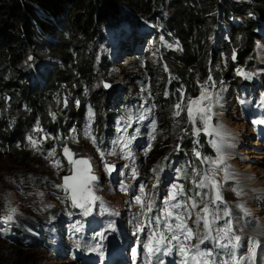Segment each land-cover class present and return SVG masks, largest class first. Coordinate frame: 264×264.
I'll return each instance as SVG.
<instances>
[{"label":"rangeland","instance_id":"obj_1","mask_svg":"<svg viewBox=\"0 0 264 264\" xmlns=\"http://www.w3.org/2000/svg\"><path fill=\"white\" fill-rule=\"evenodd\" d=\"M173 1L176 2L173 9L168 5L160 7V20L164 21L172 14L176 18L191 13L199 17L201 13L210 12L206 23H203L206 28L205 53L217 54L218 63L214 66L209 64L212 72H208L207 76L198 71H189L192 80H181L170 56L176 52L182 54L189 43L176 38L174 32L170 31L171 27L162 28L158 21L156 24L162 31L154 29L152 34L156 37L153 38L147 34V27L152 28L153 24L125 14L118 22H124L122 26L133 27L135 24L138 37L121 45H117L112 37L113 28H107L104 34L109 38H103L105 42L100 41L90 48L91 52H97V64L93 70L100 72V75L89 88L101 94H106L102 90L107 91L114 104L123 98L134 99L136 109L123 120L116 110L106 109L103 133L91 127L84 132L74 130L63 145H45L43 142L39 151L29 141L15 151L0 146V264H105L103 249L114 248L119 242L126 244L127 259L126 262L114 264H150L149 259L146 260L149 253L145 245L158 239L156 233L161 229L150 224L149 218L161 214L165 207L164 200L173 185H182L187 196H192L196 191H205L197 189L192 183L199 180L197 172L200 175L205 172L210 176L215 175L220 181L224 200L220 206L221 214L225 209L230 212L234 235L242 237L240 245L244 254L240 257L234 250L233 255L247 258L248 264H251L252 241L262 242L259 231L260 226L264 225V123H255L264 121V12L256 10L255 13L239 15L250 0H230L231 5H225L224 9L216 3L211 10L204 9L195 0ZM177 5H181V8H176ZM225 18L233 21L244 18L255 23L254 46L245 47L243 51L248 56L246 59L238 58L241 52L233 44L228 46L227 52L221 53L231 38L230 22L224 21ZM36 57L44 66L58 62L46 53H38ZM33 66L40 68L39 64ZM105 83L110 87L105 88ZM241 83L250 86L247 89H251V93L242 92L238 85ZM89 88L77 85L71 90H76L74 97L68 96L65 101L76 106L75 99L85 95V90ZM205 88L220 95V103L213 108L211 122L220 135L205 134L203 131L197 134L195 129H202L203 125L195 112L193 118L196 123L188 116L193 124L192 130H181L176 125L166 131L159 125L162 92L164 98L176 96L177 103L181 104L180 114H187L188 101L198 98ZM6 95L0 96V109L12 105L13 101L6 100ZM149 108L151 112L147 111ZM176 111L174 108L171 114L174 124ZM141 116L146 118L141 120ZM193 131L198 146L193 148L194 152H200V137H204L212 152L208 156L210 168L203 167L200 172L198 166L187 158V169L180 172L177 155L185 151L179 141L190 146ZM86 133H90V136ZM91 137H95V143ZM47 140L55 142L49 137ZM213 141L220 145L219 151ZM65 146L76 157L88 158L91 174L99 177L93 185V194L98 199L92 211L84 215L77 208L76 219L66 218L72 203L63 189L56 187L63 183L65 175L72 173V166L63 155ZM52 149L56 150V155L49 157L48 152ZM187 152L190 153V149ZM101 153H104L103 157ZM218 156L224 158V168L230 177L228 180L224 178V170L214 171L210 163ZM61 158L65 159L66 164ZM54 159L60 161L59 167L53 166ZM198 159L203 161L202 156ZM105 163L115 165L111 173L105 170ZM133 169L137 172L135 178ZM122 183L128 186L127 191L121 190ZM141 185H144V193L140 192ZM137 195L142 196L145 204L148 200L155 202L152 213H147L146 207L141 209L135 200ZM207 202L209 200L205 199L199 207L202 208ZM54 210L59 212L58 216H50ZM9 214L14 216L11 222L5 219ZM192 219H195V211ZM54 221L58 222L56 227L52 226ZM69 222L75 224L71 230L68 229ZM189 225L192 226L191 220ZM140 227L144 230L138 231ZM224 227L223 220L214 225L215 229ZM193 232V237L187 241L188 246L199 245L201 250L220 253L221 264L229 259L225 255L227 250L217 251L219 248L214 240L200 243L203 239L202 223L198 227L193 226ZM97 233L102 235L98 236ZM133 249H136L135 254ZM173 253L177 256L174 258L175 264H183L179 252ZM255 264H264L262 247L257 249Z\"/></svg>","mask_w":264,"mask_h":264},{"label":"trees","instance_id":"obj_2","mask_svg":"<svg viewBox=\"0 0 264 264\" xmlns=\"http://www.w3.org/2000/svg\"><path fill=\"white\" fill-rule=\"evenodd\" d=\"M195 1L207 10H211L216 3L223 9L225 5H231L230 0ZM250 1L239 15L255 13L256 10L264 12V0ZM174 3L173 0H0V96L6 93V100L13 101L10 108L0 109V146L15 151L28 143L29 136L42 140L44 135L55 141L43 140L45 145H63L73 130L84 132L91 127L103 133L106 109L116 110L122 120L134 113L136 100L123 98L114 104L107 91L102 90L106 93L102 95L89 88L100 75V72L93 70L97 64V52H91L90 48L100 41L105 42L103 38H109L104 31L113 28L112 37L117 45L138 37L135 24L133 27L122 26L124 22H118L125 14L153 24L152 28L147 27V34L153 38L156 37L152 34L154 29L162 31L156 24L160 21L162 28L171 27L170 31L174 32L176 38L189 43L182 54L176 52L170 56L181 80H192L189 71H198L205 76L211 73L209 64L214 66L218 63L217 54L205 53L206 28L203 25L210 12L201 13L199 17L191 13L176 18L172 14L164 21L160 20V7L168 5L173 9ZM176 8L180 9L181 5ZM224 21L230 22L231 38L221 53L227 52L228 46L233 44L241 52L238 58L246 59L248 56L243 51L245 47L254 46L255 23L244 18L239 21L225 18ZM38 53H46L58 62L44 66L36 57ZM30 56L32 60H29ZM34 64H39L40 68H34ZM214 77L217 80L216 74ZM77 85L89 89L85 90V95L75 99L79 101L78 105L65 104L68 96L74 97L76 90H71ZM238 85L242 92L251 93V89H247L250 86L243 83ZM164 96L162 92L159 125L166 131L176 125L181 130H192L193 124L185 112L177 116L174 124L171 114L177 98ZM37 128L42 131L37 132ZM190 136V146L179 141L185 152L177 155L178 169L180 172L186 171L187 158L198 166L200 172L203 167L210 168L208 156L212 152L204 137L198 138L201 161L193 150L198 147L194 141V131ZM61 159L66 164L65 159ZM77 211V208L69 205L66 218L76 219ZM52 215L58 216L59 212L54 210L50 213ZM52 224L56 227L58 222ZM74 226L73 222H69L68 229Z\"/></svg>","mask_w":264,"mask_h":264},{"label":"snow or ice","instance_id":"obj_3","mask_svg":"<svg viewBox=\"0 0 264 264\" xmlns=\"http://www.w3.org/2000/svg\"><path fill=\"white\" fill-rule=\"evenodd\" d=\"M235 59V55L232 57ZM32 60V57H29ZM167 70V66L165 65ZM243 75V73H241ZM104 87H110L109 84L105 83ZM67 104V101L64 102ZM77 105L79 101H76ZM220 95L218 93L209 92L207 88L201 91L198 98L188 101L187 115L196 123L195 118H193V113L195 112L199 117L203 128L195 129L196 133L199 134L201 131L205 134L216 133L220 135L219 130L212 126L213 119V108L215 105H219ZM177 111L176 116L180 115L181 104L177 103L175 106ZM151 112V109H147ZM91 117V110H89ZM55 114L53 113V116ZM146 117L141 116L139 119L143 120ZM154 123V122H153ZM257 124L264 123V121H255ZM37 132L42 131L37 128ZM74 131V130H73ZM90 136V133H86ZM93 143H95V137H91ZM48 139L47 136L43 137L41 141L33 139L29 136L28 141L31 146L37 151L40 150V144L43 140ZM214 146L219 151L220 145L213 141ZM127 145H125V148ZM63 155L67 159L68 163L72 166L71 175L64 176L62 178L63 183L56 185L57 188L63 189L66 195L70 198L73 207L79 208L83 211L84 215H89L92 211V206L98 199L93 194V185L98 181L99 177L92 175V168L90 161L85 158L75 159L74 154L71 149L67 146L63 148ZM56 155V150L52 149L48 152L49 157H54ZM104 153H101L103 157ZM195 155L200 158L201 154L199 151ZM129 156L131 153L129 152ZM213 166L214 171H225V180L230 177L227 174V169L224 168V158L223 156H218L216 160L210 161ZM54 167L60 166L59 160H52ZM105 170L109 173L115 168V165L105 163ZM156 171V169H153ZM133 178L136 177L137 172L135 169L132 170ZM196 175L199 176V180H193V184L197 189H203L205 191H196L192 196H187L185 194L182 185H173L169 191V194L164 200L165 207L161 210V214L150 217L149 223L154 224L157 229H161L156 235L158 239L153 240L149 245H145L149 256L156 255L158 253L163 255L171 254L174 251H178L179 255L183 258V264H221L219 260L220 253L213 250H201L199 245L188 246L187 241H189L193 235V226L203 225V239L200 243H204V240H214L217 242V247L221 250H227L225 255L229 257L223 261V264H248L247 258H238L233 255L236 248L239 247L242 237L234 235L232 224H231V214L226 209L221 214L220 206L224 204L223 196L221 194V183L215 178V175H209L205 172L200 175L198 172ZM155 188L156 186L153 185ZM120 188L122 191H127L128 186L121 184ZM144 185L140 186V192L144 193ZM205 199L209 202L204 203L203 207L200 208L199 205ZM135 200L140 204L141 209L147 210V213H152L155 202L153 200H148L145 204L144 199L141 195L135 196ZM14 211V210H13ZM107 211V209H105ZM195 211V219H192V213ZM9 222L13 221L14 216L9 214L5 217ZM192 221V226L189 225V221ZM224 221L225 227L223 229H215L214 225L218 221ZM144 228H138V231H143ZM213 232L216 234L213 235ZM98 236L102 235L97 233ZM226 241V243L224 242ZM261 247L259 241H252V246L250 248V258L251 264H255V258L257 255V249ZM133 253H136V249H133Z\"/></svg>","mask_w":264,"mask_h":264},{"label":"bare ground","instance_id":"obj_4","mask_svg":"<svg viewBox=\"0 0 264 264\" xmlns=\"http://www.w3.org/2000/svg\"><path fill=\"white\" fill-rule=\"evenodd\" d=\"M264 135V134H263ZM249 167V166H248ZM247 167V168H248ZM250 181V180H249ZM251 182V181H250ZM249 182V183H250ZM214 234H216L215 232H213ZM259 234H260V237H259V240L262 241L260 242V244L262 245V250H264V225H261L260 226V231H259ZM128 243V242H127ZM142 256V253L139 255V260L141 261L140 257ZM148 259V256L146 255V260ZM129 263V262H128ZM127 264V263H125Z\"/></svg>","mask_w":264,"mask_h":264},{"label":"water","instance_id":"obj_5","mask_svg":"<svg viewBox=\"0 0 264 264\" xmlns=\"http://www.w3.org/2000/svg\"><path fill=\"white\" fill-rule=\"evenodd\" d=\"M72 152V151H71ZM73 154H74V158L75 159H80V158H85V157H76V155H75V153L74 152H72ZM66 159V158H65ZM85 159H88V158H85ZM89 160V159H88ZM66 161H67V159H66ZM68 162V161H67ZM91 164V163H90ZM72 174V173H71ZM71 174H68V175H71ZM68 175H65V176H68ZM92 175H94V174H92Z\"/></svg>","mask_w":264,"mask_h":264}]
</instances>
